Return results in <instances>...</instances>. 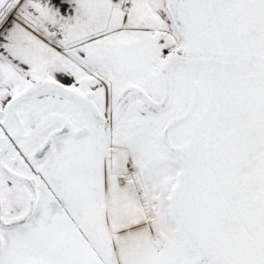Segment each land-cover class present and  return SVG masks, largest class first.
Listing matches in <instances>:
<instances>
[{
    "label": "snow or ice",
    "instance_id": "obj_1",
    "mask_svg": "<svg viewBox=\"0 0 264 264\" xmlns=\"http://www.w3.org/2000/svg\"><path fill=\"white\" fill-rule=\"evenodd\" d=\"M0 264H264V0H0Z\"/></svg>",
    "mask_w": 264,
    "mask_h": 264
}]
</instances>
